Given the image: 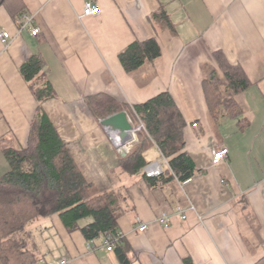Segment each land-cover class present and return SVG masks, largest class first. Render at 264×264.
<instances>
[{
    "label": "crops",
    "instance_id": "1",
    "mask_svg": "<svg viewBox=\"0 0 264 264\" xmlns=\"http://www.w3.org/2000/svg\"><path fill=\"white\" fill-rule=\"evenodd\" d=\"M86 1L23 0L19 20L0 6V29L11 34L0 39V174L9 167L2 139L13 135L27 145L38 103L20 66L39 54L56 91L43 107L83 173L100 190H126L119 225L130 264H185L186 258L193 264H254L264 257V0H92L100 14L81 17ZM161 11L170 23L155 17ZM149 38L157 39L161 54L126 71L119 53ZM215 52L244 70L246 89H233ZM212 75L220 82L207 90ZM167 90L186 120L185 149L200 171L187 181L152 187L142 174L122 172V155L88 98L106 93L133 105ZM220 147L229 154L215 162ZM144 155L168 166L156 144ZM164 214L171 218L168 226L160 221ZM40 219L29 225L37 250L52 241L58 252L38 250L43 262L121 264L106 240L91 248L59 214ZM141 223L148 225L144 232Z\"/></svg>",
    "mask_w": 264,
    "mask_h": 264
},
{
    "label": "trees",
    "instance_id": "2",
    "mask_svg": "<svg viewBox=\"0 0 264 264\" xmlns=\"http://www.w3.org/2000/svg\"><path fill=\"white\" fill-rule=\"evenodd\" d=\"M2 5L17 20L26 11L23 0H0ZM154 15L166 24L170 23L165 11ZM160 54L157 39L149 38L130 43L119 53V59L131 73ZM215 56L237 93L250 85L240 66L231 64L222 52H215ZM20 71L38 106L31 120L26 146L14 141L13 135L2 139L1 151L9 167L0 174V264H47L38 253L29 225L53 214H59L69 231H81L88 241L118 236L114 251L121 264H130L129 247L119 225V217L127 205L126 190L122 187L100 190L83 173L43 107L46 101L56 96L44 59L34 54L21 64ZM219 82V78L212 75L205 82V89ZM232 103L230 101L226 106ZM88 106L97 119L135 110L144 122L146 130L139 133V142L128 154L121 156L123 173L130 176L142 174L152 187H157L175 178L187 181L200 171L185 149L186 120L168 90L133 105L109 94L97 93L88 98ZM153 144L158 146L161 160L164 162L165 158L168 166H163L162 174L149 177L144 168L153 161L149 162L144 152ZM185 264L193 262L186 258ZM254 264H264V257Z\"/></svg>",
    "mask_w": 264,
    "mask_h": 264
},
{
    "label": "built area",
    "instance_id": "3",
    "mask_svg": "<svg viewBox=\"0 0 264 264\" xmlns=\"http://www.w3.org/2000/svg\"><path fill=\"white\" fill-rule=\"evenodd\" d=\"M101 12V8L99 5L94 3L92 0H87L84 3L83 11L81 14V17L85 16H96L99 15ZM39 32V28H34L31 30V33L33 35H37ZM11 38V34L7 30L0 29V39L3 41H7L8 39ZM127 114V119L131 125L130 129L128 130H123L119 127H116L112 124L105 123V120L109 118L110 116L101 118L100 121L103 124L106 133L109 137V140L117 150V152L122 155L123 153L128 154L133 147L139 142V133L141 131L146 130V126L138 113L134 110L133 113H128ZM193 126H197V123H194ZM229 154V149L226 147H220L214 150L213 152V160L215 162H220L228 157ZM164 161L167 162V160L164 158ZM163 164L161 161H153L149 164H147L144 168V172L147 176L152 177V176H158L163 173ZM187 215L184 213L182 214V218H186ZM160 221L168 226L171 223V218L167 215H163L160 218ZM148 229V225L145 223H141L138 226V230L140 232H144ZM119 238L118 236L116 237H109L106 240L105 247L107 250L111 251L114 250L117 247V243ZM91 248H95V244L93 241H91L90 245ZM66 260H62L61 264H66Z\"/></svg>",
    "mask_w": 264,
    "mask_h": 264
},
{
    "label": "water",
    "instance_id": "4",
    "mask_svg": "<svg viewBox=\"0 0 264 264\" xmlns=\"http://www.w3.org/2000/svg\"><path fill=\"white\" fill-rule=\"evenodd\" d=\"M105 123L112 124L123 130H128L131 127L127 119V114L125 111H121V112L111 115L109 118L105 120ZM125 155H126L125 153L122 154V156H125Z\"/></svg>",
    "mask_w": 264,
    "mask_h": 264
},
{
    "label": "rangeland",
    "instance_id": "5",
    "mask_svg": "<svg viewBox=\"0 0 264 264\" xmlns=\"http://www.w3.org/2000/svg\"><path fill=\"white\" fill-rule=\"evenodd\" d=\"M84 220H87V219H84ZM42 221V219H38V220H34L31 224L33 225V224H36V222H41ZM30 224V225H31ZM34 235V234H33ZM52 249L53 251H54V254H55V256L57 257V254H58V252L56 253V250H55V248H57L55 245H54V243L52 242V241H46L43 245H41V247H39L38 248V250H39V253L41 254H43V253H45V250L46 249ZM48 254V253H47ZM121 263V262H120Z\"/></svg>",
    "mask_w": 264,
    "mask_h": 264
}]
</instances>
